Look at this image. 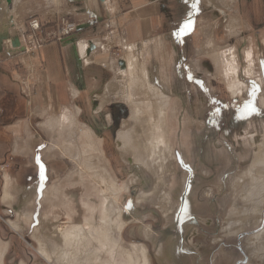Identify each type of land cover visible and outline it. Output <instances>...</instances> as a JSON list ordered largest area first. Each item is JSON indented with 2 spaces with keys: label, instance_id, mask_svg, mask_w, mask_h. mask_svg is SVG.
<instances>
[{
  "label": "rangeland",
  "instance_id": "rangeland-1",
  "mask_svg": "<svg viewBox=\"0 0 264 264\" xmlns=\"http://www.w3.org/2000/svg\"><path fill=\"white\" fill-rule=\"evenodd\" d=\"M1 1L3 6L1 3L0 18L7 21L10 16L15 17L14 21L10 19L6 32L8 31L7 34L10 36L19 35L22 45L14 49L13 55L6 54L9 58L0 61V69L8 74V79L11 81L15 72L19 74L16 84H20L21 87L24 86L21 81L22 77L34 86L35 75L29 73L27 67L18 70L19 58H29L34 51L38 54L45 46L52 43H63L67 38L78 34V27L86 23V15L82 8V11H75L73 14L71 7L79 2L81 6L84 4L82 5V1L79 0L70 2L64 0L61 8L62 0L60 2L23 0L22 6H19L16 13L17 8L12 6L13 2L9 6L6 1ZM111 1L115 2L114 15L117 12L116 16L111 14L113 15L111 20L114 18L117 23L120 16L137 8L134 0ZM221 1L167 0L165 3L175 8L174 12L166 10L167 4L163 8H161V3L156 4L159 9L152 16L140 20L141 29L144 30L142 35L146 39L143 47H137L139 48L137 50L136 47L129 46L124 53L122 44H112L109 46V54L105 57L106 59L110 57L107 62L114 66L115 60L125 57L128 49H130L128 51L130 54L136 55L139 59L144 47L147 48L149 45L150 50L144 54L143 58L150 78H152L151 81L156 86L159 85L158 87L168 97L170 96L166 118L170 122L167 137L171 144L173 166L170 171L171 177L166 178L165 186L169 185L170 201H175V203L172 208L167 207L163 210L168 209L170 212H163L158 207L161 205L160 201L157 202L151 196L156 181L147 167L152 169L154 165L147 161L138 162L136 159L138 150L135 146H131L129 152H124L119 137L124 132H128L131 136L135 130L137 118L134 112L138 106L147 117H152L153 111L145 102L149 98H145L144 94H141L139 98L136 94L137 89L132 87V92L136 96L133 94L134 100L131 97L132 101L126 102L125 97L115 90L116 94L110 95L111 98L106 97L108 104L102 105L98 99L95 108L92 103L87 102L86 95L83 99V104L87 108L83 112L84 121L86 125L91 123L90 126L94 128L95 137L92 139H102V145L99 140L96 142L101 145L105 156L94 148L91 149L84 145L87 141L85 138L81 139V132L75 133V138H73L76 128H70L66 132L67 137L61 139L38 136L34 131L31 140L34 152L50 151V147L52 150L57 148L68 161V170L63 173V176H57L63 180V186L59 184L60 179L58 178L52 180L53 182L50 181L52 177L49 175V187H58V190L60 186L62 187L60 192L57 190V198L55 202H52L55 205L53 207H50L48 203L38 207L35 212V208L22 205L18 209L21 212V218H18L16 211L11 214V208H5L3 201L0 203V251L5 250L3 264H49L39 251V241L44 239L43 236L52 233V230L58 226L63 227L61 229H67L70 225L68 216L78 221L81 220L80 222H89L90 219L100 221L99 211L104 202L101 201L100 190L96 192L92 189L94 182L91 181L96 180L97 176H100L99 173L102 174L101 176L105 174V177L103 176L105 180L100 179L98 185L101 186L103 181L107 183L111 180L110 183L120 193L118 197L121 200L122 216L125 219V225L121 231L122 242L127 248L130 245H142L151 264H264V250H262L264 249V190L259 187L261 181L264 183V169L261 170L263 166L260 164L254 165V151L260 150L264 154V128H259L256 122L264 120V110L258 111L256 106L258 96L254 93L252 75L242 74L243 68L247 66L244 64V51H250L255 62L261 56L259 47L252 45L259 43L257 39L259 33H246L248 37L243 42L237 32L228 31L227 24L231 26L235 22L236 0L222 1L223 4ZM171 2L174 3L171 4ZM107 3L110 4L109 1ZM149 3L151 4L150 1ZM194 3L195 8L192 7ZM60 9L67 12L61 14ZM221 9L226 11V17L220 12ZM162 12L169 13L171 16H163ZM105 20L107 18L102 22ZM36 21L38 27L34 28L31 24ZM187 21H191V29L182 35H177L180 27ZM12 22H15V26L8 29ZM108 30L101 31V33L100 31L99 33L89 31L85 37H89L88 41L91 37H107ZM160 40L163 45H159L161 48L158 52L154 46L155 42ZM229 49L235 50L234 53L237 55L239 70L237 80L241 84V90L236 95L230 91L231 81L225 77V67L221 58L222 53H226ZM101 60L103 56L98 55L96 62ZM252 65L251 70H255V66ZM42 68L43 65H38L39 70ZM120 69L121 67L117 66L115 74L109 70L110 74L107 77L110 78L111 83L116 84L117 88L123 81L119 73ZM53 75L56 76L57 73ZM163 75L167 76L165 80H162ZM137 97L140 100H137ZM249 102L255 111L245 110L244 106ZM262 102H264V97H262ZM21 106L22 120H34V115L25 110L22 100ZM92 106L96 111L101 112L93 116V111L88 110L93 108ZM99 107H103L104 110H99ZM108 115L116 118L110 126L106 121ZM9 118L11 119V114ZM64 119L67 120L68 117L65 116ZM78 123H80L79 120H71L70 123L67 122V125ZM86 125H81V128L84 129ZM26 129L29 130V128L22 129V140H26ZM30 129L36 130L34 127ZM116 133L118 136L115 135ZM252 135L254 142L250 140ZM54 140L59 143H55ZM16 141L18 140L12 138L8 144L0 145V197L5 187L7 172L10 173L8 179L12 181H29L34 178L30 176L32 165L28 157L31 156L18 154L17 152L21 150L15 144ZM70 142L74 144L71 145ZM39 145H42V149H39ZM69 148L72 152H68ZM157 156L156 154L155 157ZM90 157L95 160L91 162ZM48 158V163L55 162L50 160L54 158V153L48 154ZM102 162H107L109 166L111 164L110 167L105 166L110 169L106 168L109 172L111 171L110 174L108 172L109 175L104 170H98L103 168H100ZM16 165H19L18 171H21V176L12 174ZM15 174L18 173L15 172ZM76 186L81 188L79 191L82 193L78 195L79 202H72L70 190ZM252 191L255 200L252 197L250 199L243 197ZM47 194H49L48 200L51 194ZM82 199L86 202V206L93 205L94 209L83 207ZM150 199L154 200L153 203ZM4 203L8 204L7 201ZM23 215H26L28 219ZM47 217L55 220H52L53 223L51 221L49 224H43V218ZM100 247L102 251H105L103 245ZM133 255L132 264H138L134 261L135 253ZM100 258L98 264H126L118 254L108 255V253L101 252Z\"/></svg>",
  "mask_w": 264,
  "mask_h": 264
},
{
  "label": "crops",
  "instance_id": "crops-1",
  "mask_svg": "<svg viewBox=\"0 0 264 264\" xmlns=\"http://www.w3.org/2000/svg\"><path fill=\"white\" fill-rule=\"evenodd\" d=\"M51 1L60 2V0ZM63 1L64 0H62V3H60L61 8L64 4ZM66 1L70 2L76 0ZM79 1H82V5H84L81 6V2H79L75 4L74 7H71L73 8L71 10L73 14L75 11L83 10L84 14L86 15V23L78 27V34L67 38L63 43L49 44L41 49L38 54H36L34 51L29 56V58H19L20 66L18 67V70L23 67H27L29 73L35 75L36 83L34 86H32L25 77H22L21 81L24 83V86L21 87L20 84H16L19 80V74L17 75L15 72L13 80L11 81L8 79V74L4 70L0 69V96H2V98L0 97V129H2V131H0V145L8 144L12 138L18 140L15 142V144L18 145L21 151H18L17 153H23V155L28 154L31 156L28 157L30 158L32 165V167H30L32 172H30V176L34 177L29 181H12L8 179L10 173H6V180H9L10 182L9 187H12L10 194L13 195H11V201L9 199L4 200L3 190L0 197V203L3 201L2 204L5 208H11V214H14V211L19 214L20 210L18 209L21 208L22 205L23 207L28 205L29 207H32V209L35 208V212L38 207H42V205L48 203L50 204V207L55 206L52 204V195L47 201V196L49 195L47 193H52V191L58 190V187H49V175L52 177L50 181H54L56 178H58L60 179L59 184H61V186L64 185L63 180L57 176H63V173L68 170V161L62 156L63 154L57 148L52 150L50 147V151L44 150L42 152V150H38L37 152H34V146L31 144L34 131L38 136L44 135L45 137L49 136L50 138L57 139L67 137L66 132L69 131L70 128H76V131L73 133V138H75V133H82L81 125H86L83 112H85V109H87L83 104L84 96L86 97L87 95V102L92 103V105H94L96 108L98 103L96 98L97 96L116 94L114 91L116 89V84L111 83L110 78L107 77L110 74L109 70L115 74V69L117 66H123L125 57L123 56L122 58L115 60L114 66H112L107 62L110 57L109 59L105 58L109 54V46L120 43L124 48V53L129 46L135 45V49H137V47L142 48L146 43L144 42L146 39H144L142 35L144 30L141 29L142 26L140 24V20L144 19V17L146 19L152 16L156 10L159 9L156 7V4L161 3V8L167 4L166 10L172 12L175 11V8L169 6L168 3H165L167 0H134L135 6L137 8L124 13L122 16H120L121 18H119V22L117 23L114 18L111 20L112 16L114 15V11L116 10L114 1ZM107 1H109L110 4H108ZM22 3L23 0H16V4L14 3V6L17 8V10H15L16 13L19 6H22ZM173 3L174 2H171V4ZM235 4V22L233 25H231L232 27L227 24L229 28L228 31L237 32L238 37L242 38L243 42H245L246 37H248V34L246 33H259L257 38L259 43H253L252 45L253 47H259L261 56L258 58L259 60L255 62L253 61L252 53L249 59H245L244 55L246 51H244V64H247V66L243 68L244 70H242V74H244V76L252 75V79L254 81V93L256 96H258V104L256 106L258 111H262L264 110V102H262V97H264V0H236ZM100 9L102 10L100 11ZM166 10H163V12H166ZM65 12L67 11L60 9L61 14H64ZM163 12V16H171L169 13L164 14ZM111 14L113 15L111 16ZM116 14L117 12L114 16H116ZM102 17L107 18V20L102 22V20L105 19ZM8 19L7 22L0 18V61L2 59L9 58V56L6 57V54L13 55L15 52V50L10 51L4 47L5 37L8 33L6 32V27L10 23L11 16ZM178 21L180 22V19H178ZM179 22L178 26H180ZM107 30V37H91L93 39L90 38L89 41V37H87L88 39L85 37L89 31L92 33L95 31L99 33L100 31L101 33V31ZM83 35L84 37H82ZM133 38H135V40ZM102 40L107 42V44ZM98 55H102L103 60L96 62ZM252 63L253 67L255 66V70H250V65ZM40 64L43 65L41 70L38 69V65ZM246 69L247 71L245 72ZM248 70L251 71L249 74L247 73ZM53 73H57V75L54 76ZM12 83H14V85H12ZM117 93L120 94V92ZM4 98H6V100ZM21 100L24 103L25 110L31 112V114L34 115V120H22L20 115L22 111ZM108 102L109 101H105L104 103L103 101L102 105L108 104ZM95 108L93 107L88 109L89 111H93V116H96L97 113L101 112L96 111ZM98 109L102 110L103 108L99 107ZM79 110L80 112H78ZM9 114H11V119L9 118ZM67 115L68 120H65L64 117H67ZM72 119L75 121L79 120L80 123L71 126H69L70 124L67 125V122L69 123ZM86 126L92 128L90 124H87ZM33 127L36 130L30 129ZM25 128H29V130L26 129L25 131L26 140H22V129ZM55 143L59 142L56 141ZM41 146L42 145H39V149H42ZM51 152L54 153V158L50 159L55 161L53 164L48 163V154H51ZM37 157H39V163L37 162ZM44 161H46V163ZM41 165H43V167L46 169L45 170L43 168V178H41ZM18 166L19 165H16L14 167L15 171L12 174L21 176V171H18ZM15 172L18 174H15ZM28 185L29 187L27 188ZM61 186L58 190L59 192L62 189ZM79 190H81L79 186H76L70 190L72 192V194H70L72 202H79L78 199L82 193ZM74 193L76 197H74ZM59 200L62 199L59 198ZM4 201H7L8 204L4 203ZM17 217L20 218V215H17Z\"/></svg>",
  "mask_w": 264,
  "mask_h": 264
},
{
  "label": "bare ground",
  "instance_id": "bare-ground-1",
  "mask_svg": "<svg viewBox=\"0 0 264 264\" xmlns=\"http://www.w3.org/2000/svg\"><path fill=\"white\" fill-rule=\"evenodd\" d=\"M203 1H205V0H203ZM222 1H230V0H222ZM222 1H221V3H222ZM12 2H13L12 6H14V3L16 4V0H11V2L8 3L7 5L10 6ZM208 2H211V0H208ZM1 3H2V1L0 0V4ZM210 5H212V4H210ZM220 6L221 5H219V7ZM216 7H218V6H216ZM212 11H214V10L212 9ZM220 12H222V14H224V17L227 16V13L225 10L221 9ZM14 18L11 17L12 21H14ZM12 23H11V25H9L8 29H10V27L15 26V24H14L15 22H12ZM9 33H11V32H9ZM17 37H18V44L16 46H12L13 36H10L9 34H7V36L5 37V41H4V47H6L7 50H11V49L16 50L17 48H19L22 45V40H21L19 35H17ZM155 43L156 44H155L154 48L157 49L159 52V50H160L159 48H161L159 45H163V43L161 42V40L157 41ZM208 45H209V43H208ZM145 47L143 49V53H141V58H139V59L137 58L136 55L130 54V52H128L130 49H128L127 53L125 54V60L123 62V66L121 65V69L119 70V73H121V76L123 77V81L120 85H118V88L116 86L115 90H118V92H120V94H122L125 97V101L127 102V101H132L131 97L133 96V94H134V96H136L135 93L132 92V87L133 88L135 87L137 89L136 90L137 92L135 90L134 91L139 96V98H140L141 94H144L143 96L145 98H147V99L149 98L147 101H145V102H147L148 105L147 104H145V105L150 106V108L152 109V111H153L152 117H147L141 108H140L141 109V111H140V109L138 108L139 106H138L134 112L135 117L137 118L136 119L137 123H136L135 130L131 134L132 137L130 136V134L128 132H126V133L124 132V133H122V135L119 133L120 134L119 137L121 138L124 152H129V150L132 148L131 146H133V147L135 146L136 149L138 150V154H137V158H136L137 161L138 162L147 161V162H150L151 164L154 165V167L152 169L147 167L149 169V172L152 174V176L154 177V179L156 181V184L154 183L155 188L153 189V193L151 194V196L157 202L160 201L159 203L161 205L160 206L158 205V207L161 208L163 211L167 207L172 208L174 206V203H175V201L174 202L170 201L171 200L170 199L171 194H170L169 185L165 186V181H167L166 178L171 177L170 171L172 170V166H173V155H172V150H171V144L169 142V138L167 137L170 122H168L169 119L167 120V118H166V116H167L166 113H167L168 107L170 105V96L168 97V95L165 94L158 87L159 85L156 86L155 84L152 83L153 82V81H151L152 78H150V74H149L147 66L145 64V59L143 58L144 54L146 52H148V50H150V49H149V45L147 46V48H145ZM164 47H166V45H164ZM133 48H134V46H133ZM234 51L232 49H229L228 51H226V53L225 52L222 53V57L221 56L220 57L222 58V63H223V66L225 67V72H226L225 77H226V79H229L231 81V83L229 84L230 91L233 95H236L238 93V91L241 90V84L237 80V74L239 73V70L237 68V55H235ZM250 56H251V52L246 51L244 58L249 59ZM164 57H165V55H164ZM231 62H233V63H231ZM249 63H250V61H249ZM163 70H164V68H163ZM250 70H248V72H247L248 74L251 72ZM246 71H247V69L245 70V72ZM166 78H167V76L163 75L162 80H165ZM131 84H132V86H131ZM177 85H178V83H177ZM119 89H120V91H119ZM242 92H244V91H242ZM241 94L242 93H240V95ZM106 97H110V95H106V96L100 95V96H97L96 98H97V100L99 99V101L101 103L104 100V103H105V101L106 102L108 101ZM115 97H116V95H115ZM115 97H114V99H115ZM194 97H193V99H194ZM136 99L140 100V99H138V97ZM133 100H134V98H133ZM142 100H144V99H142ZM141 107H142V105H141ZM67 117H68V115H67ZM114 119H116V118L113 115H108L106 117L107 124L110 126L113 123ZM122 122H123V120H122ZM122 122L120 121L121 124H122ZM256 122H258V124ZM256 122L255 123L257 125H259V128H264V120H258ZM63 124H64V122H63ZM52 126H54V125H52ZM250 127H251V124H250ZM93 129L90 127L84 126V129H82L81 139L85 138L87 142L84 140L86 143L85 144L83 143V144L86 146H89L91 149L94 148L98 153H100V154L103 153V155L105 156L104 152L102 151V147H100L102 145V142H103L102 139H100V140L98 139L99 143H101V145L96 142L97 139L96 140L92 139V137H95ZM115 135H117V133ZM169 136H170V134H169ZM253 138H254L253 135L250 136L251 142H254ZM81 143H82V141H81ZM73 144L71 143V145H73ZM78 144H80V143H78ZM70 149L71 148H69V151L68 150L67 151L72 152ZM90 151H92V150H90ZM156 154L158 155L157 157H155ZM85 155H86V153H85ZM90 158H91V162H92V160H95V159H92V157H90ZM93 158H95V157L93 156ZM258 164L263 166V167L259 166L262 168L261 170H263L264 169V154H262L260 152V150L257 152L254 151V165H258ZM105 166L110 167L111 164L109 166V164L107 162L106 163L102 162L100 168L101 167H103V168L98 169V170H104L108 174L110 169L105 167ZM106 168L109 170H107ZM83 169L84 168H82V170ZM83 173H84V171H83ZM110 173H111V171L109 172V174ZM85 174H86V171H85ZM93 174H96V173H93ZM249 174H251V173L249 172ZM89 175L91 177V174H89ZM99 175H100L99 176L100 178L97 176L96 180L92 179L91 181H92V183L94 182L93 183L94 185H92L93 186L92 189H95L94 191H96V192L100 190V195L102 194L101 201H103L104 204H103V206L101 205L102 207H100V211H99V214H100L99 218L101 220L96 222L95 220L90 219L89 222H86V221L80 222L81 220L78 221V220H75V218H71L68 216V218H70L68 221V222H70L69 223L70 225L68 224L69 226L67 227V229H61L63 227L58 226V227H56V229L52 230V233L47 234L46 236H43L44 239L42 238V240L40 239V241H39L40 242L39 243V251L44 256L45 260H47L49 262V264H98L99 260H101V258H100L101 252L108 253V255L109 254L110 255H113V254L117 255L118 254L119 256H121V259L124 260V262L126 264H132L133 256H134L133 254L135 253L134 261H137L138 264H151L142 245H140V244L130 245V247L127 248L126 245L124 244V242H122L121 231L123 229V226L125 225V219L122 216L121 200L118 197V194H120V193H118L119 191L117 190V188L110 183L111 180H110V182H107V183L105 181H103V182L101 181L102 182L101 186L98 185L100 179L105 180V178H103V176L105 177V174L103 176H101L102 174L99 173ZM163 175H164V177H163ZM92 176L94 177V175H92ZM6 179H7V175L5 174V189L3 191V199H6V200L9 199L10 200V198H11L10 191H11L12 187L11 188L9 187L10 182H9V180L7 181ZM158 179H160V180H158ZM106 180H108L107 177H106ZM251 180H252V177H251ZM259 187L263 188V190H264V183L262 181H261V185H259ZM32 188H33V186H32ZM257 188H258V186H257ZM120 190H122V189H120ZM180 190L181 189H179V191ZM255 190H256V188H255ZM56 192L57 191L54 190V191H52V193H50L51 195L53 194L52 196H54L52 198V202H55V200L57 198ZM43 194H45V193H43ZM74 195H75V193H74ZM74 197H76V195ZM146 197H149V196H146ZM243 197H246V198L249 197V199H250V197H252V199H253L254 198L253 191L248 192ZM50 198H51V196H50ZM153 199H150V202L153 203V201H154ZM144 200L148 201L146 198H144ZM172 200H173V198H172ZM253 200H255V199H253ZM156 201H155V203H156ZM164 201H165V203H164ZM81 204L83 207H91L94 209L93 205L90 206V204H89L86 206V202L84 201V199L81 200ZM155 205H157V204H155ZM167 211H168V209L166 211H163V212L167 213ZM259 211H260V209H259ZM168 212H170V211H168ZM17 215H21V212H19V214H17ZM23 216L26 217V215H23ZM22 219H20V220H22ZM26 219H28V218L26 217ZM52 220L54 221L55 219L47 217V218H43L42 222H43V224H49V223H51ZM53 221H52V223H53ZM46 229H48V228H46ZM259 243H260V241L258 242V244ZM100 245H103L105 247V251H102ZM262 250H264V249H262ZM259 251L263 252L260 249H259ZM4 253H5V250H4V252L0 251V264H3V257L5 255ZM257 253H259V252H257ZM247 264H249V263H247Z\"/></svg>",
  "mask_w": 264,
  "mask_h": 264
},
{
  "label": "snow or ice",
  "instance_id": "snow-or-ice-1",
  "mask_svg": "<svg viewBox=\"0 0 264 264\" xmlns=\"http://www.w3.org/2000/svg\"><path fill=\"white\" fill-rule=\"evenodd\" d=\"M193 8L196 7V4L194 3L192 5ZM191 29V21H187L185 22L179 29V32L177 33V35H182L184 34L185 32L189 31ZM191 79V77H189ZM245 110L246 111H255V108L252 106L251 102L247 103L245 106H244ZM37 162L39 163V157H37ZM41 167V178H43V165L40 166Z\"/></svg>",
  "mask_w": 264,
  "mask_h": 264
},
{
  "label": "water",
  "instance_id": "water-1",
  "mask_svg": "<svg viewBox=\"0 0 264 264\" xmlns=\"http://www.w3.org/2000/svg\"><path fill=\"white\" fill-rule=\"evenodd\" d=\"M7 3H10L11 0H5ZM18 44V37L15 35L12 39V46H16Z\"/></svg>",
  "mask_w": 264,
  "mask_h": 264
},
{
  "label": "built area",
  "instance_id": "built-area-1",
  "mask_svg": "<svg viewBox=\"0 0 264 264\" xmlns=\"http://www.w3.org/2000/svg\"><path fill=\"white\" fill-rule=\"evenodd\" d=\"M31 25H32V27H34V28H37V27H38V23H37V21H36V22H33Z\"/></svg>",
  "mask_w": 264,
  "mask_h": 264
},
{
  "label": "flooded vegetation",
  "instance_id": "flooded-vegetation-1",
  "mask_svg": "<svg viewBox=\"0 0 264 264\" xmlns=\"http://www.w3.org/2000/svg\"><path fill=\"white\" fill-rule=\"evenodd\" d=\"M104 109H102V111H103ZM110 111V110H109ZM109 114H111V113H109Z\"/></svg>",
  "mask_w": 264,
  "mask_h": 264
}]
</instances>
